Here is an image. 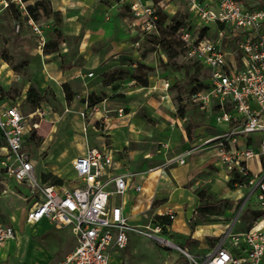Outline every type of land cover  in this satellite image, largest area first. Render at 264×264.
<instances>
[{
    "label": "rangeland",
    "instance_id": "374dc122",
    "mask_svg": "<svg viewBox=\"0 0 264 264\" xmlns=\"http://www.w3.org/2000/svg\"><path fill=\"white\" fill-rule=\"evenodd\" d=\"M6 1L10 2L9 7H5V0H0V84L9 97L20 102L24 115L33 117L27 122L38 125L30 135L34 138L25 143V151L36 167L38 181L44 177L43 182L49 186L72 188L75 176L68 156L81 152L84 137L86 147L96 146L95 137L103 136L104 129L100 126H97V133L90 135L88 131L85 136L82 121H52L60 100L69 102L63 90L65 83L70 85L77 96L76 101L81 103H86L93 95L96 99L120 98L134 105L127 108L134 111L131 121H144L145 124L141 122V129L146 128L149 134L133 146L149 149L156 155L169 151L159 163H164V168L176 165L174 159L181 153L178 152L179 144L185 142L186 136L193 151L216 149V160L221 162L217 143H207L208 139L218 137L213 134V130L218 129L214 111L202 108V104L191 100L196 89L207 85L210 72L195 65L182 52L169 59L159 46L163 33L144 30L142 17L132 11L128 0H95L98 9H101L80 15L78 20L83 27L82 32L71 36L65 35L62 30V15V24L59 25L53 18L32 22L20 4ZM188 7L189 0H166L156 7V21L164 23V28L168 27L167 31V28L162 31L169 39L176 41L171 31L176 36L174 28L179 23H197ZM204 33L208 38H215L216 27L210 26ZM86 40L89 44L83 53ZM55 44L58 51L51 52ZM121 44L122 50H117L97 69L83 68L89 50L94 54L107 53L118 49ZM47 49L49 54L45 52ZM177 50L180 51L179 48ZM140 65H144L140 71L146 73L151 81L149 87H142L131 77ZM81 71H93L94 77L85 80H82L83 75L70 78ZM106 74L117 75L119 79L109 85L110 94L101 92L96 95L92 89L101 90V86H107ZM83 90L86 92L83 93ZM141 100L144 103L139 104ZM183 110L184 116H181ZM171 121H185L182 126L174 127L175 138L171 137L173 126L169 129ZM177 128L183 129V137ZM104 142L109 146L108 141ZM171 150L176 154H171ZM228 171L226 186L230 190L241 189L231 185V170ZM203 179L207 183L197 191L200 205L189 223L207 225L208 222L218 221L228 210L227 221L235 233L249 230L255 222L254 212L260 209L257 203L247 202L248 189H243L240 199H219L211 191L214 187L211 179L200 178ZM38 196L26 185L0 177V223H13L17 227L15 241L9 242L5 249L10 255L6 258L7 264H55L76 246L70 228L58 229L47 221L29 225L24 218L21 219V213L28 210ZM176 236H157L172 243L169 245L159 239L130 233L127 247L112 254L111 264H191L189 256L198 259L205 255L204 252H187ZM214 245L212 243L211 247Z\"/></svg>",
    "mask_w": 264,
    "mask_h": 264
},
{
    "label": "built area",
    "instance_id": "2783aa9c",
    "mask_svg": "<svg viewBox=\"0 0 264 264\" xmlns=\"http://www.w3.org/2000/svg\"><path fill=\"white\" fill-rule=\"evenodd\" d=\"M11 2L20 4L27 14L23 0ZM9 5L5 0V7ZM130 8L137 16L146 17L144 30L158 33L153 1L135 0ZM188 10L197 23L176 26V36L186 58L210 72L207 88L193 94L191 100L214 111L217 123L231 125L228 132L207 143H217L222 164L245 179L238 186L248 189L247 202L254 201L264 211V6L247 8L239 0H189ZM210 26L216 27L212 39L204 35ZM87 77L93 78L94 73ZM97 112L96 105L90 108L87 104L81 115L86 118ZM28 118L20 102L0 87V177L38 193L26 214L27 224L47 221L58 229L70 228L76 240L74 250L55 264H111L112 254L127 247L130 233L163 241L157 236L167 225L134 227L120 206H110V197L124 195L128 182L125 175L110 174L113 156L106 150L90 147L73 161L78 180L73 188L38 181L35 165L25 151V143L38 125L27 122ZM241 137L255 143L238 147ZM189 155L182 154L174 161L183 165ZM253 159L261 168L257 174L248 168ZM168 217L175 218L174 214ZM15 238V227L0 223V248ZM228 242L233 250L226 246ZM189 257L191 264H264V216L244 233H225L203 257Z\"/></svg>",
    "mask_w": 264,
    "mask_h": 264
},
{
    "label": "crops",
    "instance_id": "0c3cea01",
    "mask_svg": "<svg viewBox=\"0 0 264 264\" xmlns=\"http://www.w3.org/2000/svg\"><path fill=\"white\" fill-rule=\"evenodd\" d=\"M36 1L38 0H26L25 3L29 5ZM49 1L53 10L60 12L63 16L62 30L67 36L78 35L82 32L83 27L78 20L80 15L86 12L92 14L101 9H98V4L95 0ZM128 1L130 6L135 0ZM200 1L202 2V0ZM203 1V3L208 2V0ZM239 1L247 8L264 6V0ZM145 21L146 17H142V25L144 26ZM144 26L142 28H144ZM88 44L89 41L86 40L82 48L83 53L86 52ZM122 46L123 44H121L118 49L114 51L110 50L107 53L94 54L89 50L85 57L87 63L83 68L88 70L97 69L108 58L116 54L117 50L121 51L123 48ZM84 72L85 71H81L75 76L72 75L70 78L72 79L83 75L82 80H85V78H88L87 75L93 71ZM150 83L151 81H149V86ZM0 87L3 88L1 84ZM109 88V86H101V90L99 88L92 90L96 95H100L101 92L110 94ZM85 92L86 90H83V93ZM5 93L8 94V92ZM62 95H64L63 90ZM115 95H117V93H115ZM76 97L77 96H74L73 100L70 102L61 99L60 105L56 108L58 112L54 114V120L52 119V121H67L69 123L73 121H82L84 129V131L82 129V132L85 136H87L88 131L90 135H94V133L98 132L97 126H100L104 129L102 132L104 137L96 136L95 142H97V145H87L86 147L84 137V148L81 152L77 153V155L68 156L69 164L73 170V161L84 155L90 147L108 151L113 156V165L110 174L112 176L125 175L128 182V189L124 195H113L110 197V206H120L131 226L144 229L147 226H152L157 217L169 218V214H174L175 218L171 220V224L168 225L164 234L168 237L177 235L176 237H178L181 242L180 245H183V247L187 249V252L191 250L196 254H202L203 252L206 254L214 249L224 234L229 231H231L232 234L244 233H235L233 228L229 227L230 223L227 221L228 210L219 217L218 221L208 222L207 225L194 226L189 223L195 214L196 208L200 205L197 191L207 183L204 179L200 180L201 177L211 179V184L214 185L211 191L217 194L219 199H240L243 189H246L240 187L241 189L230 190L226 186V183L229 181V171L220 161L216 160V149L208 148L197 152L193 151L192 148H190V143L186 136L185 142L181 141L179 144L180 147H178V152H181L178 155L190 152V155L185 159V164H176L173 167L164 168V163H159L162 158L164 159L167 157L168 153H170L169 151L165 152V154L160 153L156 155L149 149L133 146L134 143H138L141 138L145 139L149 134L146 128L144 130L141 129L143 125L141 122L144 121H131L134 111H128L127 108H132L134 105L120 98H104L102 102L96 105L98 107V112L92 115L87 114V117L84 118L81 114L86 111L87 103L76 101ZM142 102L144 103V100H141L139 104H142ZM120 110H123L121 116L118 114ZM30 118L32 120L33 117ZM184 123L185 121H171V123H168L171 124L169 129L173 126L171 137H176L174 127L177 125L182 126ZM217 125L218 129L213 130V134L216 136L222 135L231 129V125L228 124L217 123ZM177 130L180 131L179 135L181 137L185 135V133L183 135L182 128H177ZM169 133L171 134V132ZM104 140L108 141L109 146H107ZM253 143H255V141L253 142L252 139L246 140L242 137L237 140V146L241 148L253 145ZM171 154L176 153L174 150H171ZM248 168L254 174H257L261 169L257 159L249 161ZM73 173L75 176V184L73 187H75L78 185V180L74 170ZM41 181L43 182V179ZM28 210L21 213V219H26ZM11 225H13V223ZM13 226L15 229L17 228L15 225ZM15 239L6 242V244L0 248V262L2 264H7L6 258L10 257L5 250L7 244L15 241ZM212 243L215 245L211 247ZM196 244H199V246ZM226 246L233 250L229 242Z\"/></svg>",
    "mask_w": 264,
    "mask_h": 264
},
{
    "label": "trees",
    "instance_id": "16d2710c",
    "mask_svg": "<svg viewBox=\"0 0 264 264\" xmlns=\"http://www.w3.org/2000/svg\"><path fill=\"white\" fill-rule=\"evenodd\" d=\"M25 1L26 0H23V2H25ZM151 1L154 2L155 6H159L160 2H162L164 0H151ZM26 8H27L26 17L28 19H31V20H33L35 22H38L41 19L49 20V19L53 18L55 20V22L57 23V25L62 24V17H61L60 12H57V11L53 10L49 0H38V1L34 2L33 4H29V5L27 4ZM181 24L182 23H179V25H181ZM164 26H165L164 23L163 24L162 23H157L158 33H160V32L163 33V38L159 39V46L162 48L164 53L167 55V57L169 59L176 58L181 52L185 54L183 45L179 41V39L175 36V33L173 31H171L172 35L174 36V38L176 40V41H173V40L169 39L168 36L165 35L166 34L165 31H162V29H165V28H167L166 31L168 30V27L164 28ZM175 28H174V31H175ZM177 48H179L180 51H178ZM57 51H58V46L55 44V45H53V50L51 52H57ZM45 52L47 54H49L48 52H50V51H48V49H47ZM193 63L195 65H197V66L202 67L197 62H193ZM142 67H144V65L138 66L137 67L138 70L135 71L131 75V77H132L133 80H135L142 87H148L149 86L148 75L146 73H142L140 71V68H142ZM118 74H119V72H118ZM105 78H106L105 84L107 86L111 85L112 83L116 82L119 79V77L117 75H114V74H106ZM205 88H207L205 85H201L198 89H196L194 91L193 94H196V93H198L199 91H201V90H203ZM63 90L65 92L67 100L69 102L72 101L75 95H74V93H73V91H72V89H71V87H70V85L68 83H65L63 85ZM103 100H104V98H97L96 99L95 97H93V95H91L86 103L91 108V107L99 104ZM181 116H184V110L182 111ZM30 138L33 139L34 137L31 136L27 140H29ZM231 177L232 178H231L230 182H231L232 186H236V185H239V184L241 185L245 181V179L242 176H240V174L238 172L233 171V170L231 171ZM43 179H44V177H43ZM263 216H264V211L263 210H259V211L254 212V217H255L254 221H257L258 219L262 218ZM154 224H161L163 226L164 225L168 226V225L171 224V220L169 218H165V217H157L155 219V221H154ZM165 231H166V229H164L163 234H164Z\"/></svg>",
    "mask_w": 264,
    "mask_h": 264
},
{
    "label": "bare ground",
    "instance_id": "6f19581e",
    "mask_svg": "<svg viewBox=\"0 0 264 264\" xmlns=\"http://www.w3.org/2000/svg\"><path fill=\"white\" fill-rule=\"evenodd\" d=\"M21 210H19V212H20ZM16 215V214H15ZM14 217V216H13ZM20 217V216H19ZM15 219V218H14ZM166 244H169V245H171L172 243L171 242H168L167 240H163Z\"/></svg>",
    "mask_w": 264,
    "mask_h": 264
}]
</instances>
